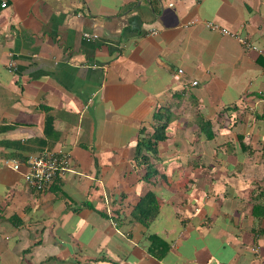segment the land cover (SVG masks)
I'll return each instance as SVG.
<instances>
[{"label":"crops","instance_id":"obj_1","mask_svg":"<svg viewBox=\"0 0 264 264\" xmlns=\"http://www.w3.org/2000/svg\"><path fill=\"white\" fill-rule=\"evenodd\" d=\"M263 145L264 0H0V264H264Z\"/></svg>","mask_w":264,"mask_h":264},{"label":"built area","instance_id":"obj_2","mask_svg":"<svg viewBox=\"0 0 264 264\" xmlns=\"http://www.w3.org/2000/svg\"><path fill=\"white\" fill-rule=\"evenodd\" d=\"M198 19L194 18L188 23H197ZM204 24L212 29H217L223 34L234 35V33L229 32L227 29L220 28L211 22L204 21ZM87 39L94 38V34H84ZM14 63L10 61L8 63L9 69L13 68ZM182 70L178 69L176 76L181 74ZM196 81H192L195 84ZM68 156L66 153H55L49 149H43L42 151L29 154L23 161H19L16 158L8 157L4 158L3 162L10 166L14 170H18L21 165L25 166L23 171V179L25 183L38 191L46 189L56 177H58L62 172L68 169Z\"/></svg>","mask_w":264,"mask_h":264},{"label":"trees","instance_id":"obj_3","mask_svg":"<svg viewBox=\"0 0 264 264\" xmlns=\"http://www.w3.org/2000/svg\"><path fill=\"white\" fill-rule=\"evenodd\" d=\"M206 125H208L207 122H206ZM200 126H201V129L207 134V136H209L210 133L209 131H207V128L204 126V124H201L200 122ZM163 128H164V125H161V128L155 131L156 132L154 136L155 139H162L165 137ZM160 129H161V132L158 133ZM138 142L139 143L136 144V156H141V151L143 149H148L151 146L147 139L141 138ZM263 155H264V145H263ZM135 210L138 213V218L141 221L146 223L147 220H150L157 211V204H156V200L154 199V195L152 193H146L136 205Z\"/></svg>","mask_w":264,"mask_h":264},{"label":"bare ground","instance_id":"obj_4","mask_svg":"<svg viewBox=\"0 0 264 264\" xmlns=\"http://www.w3.org/2000/svg\"><path fill=\"white\" fill-rule=\"evenodd\" d=\"M139 143V142H138ZM141 158V157H140Z\"/></svg>","mask_w":264,"mask_h":264}]
</instances>
